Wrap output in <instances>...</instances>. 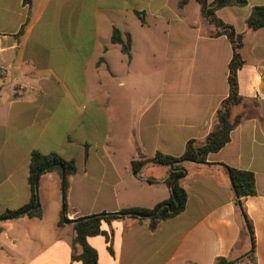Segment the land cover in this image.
Returning <instances> with one entry per match:
<instances>
[{"label": "crops", "instance_id": "1", "mask_svg": "<svg viewBox=\"0 0 264 264\" xmlns=\"http://www.w3.org/2000/svg\"><path fill=\"white\" fill-rule=\"evenodd\" d=\"M0 0V217L32 201L33 153L73 162L68 209L62 177L41 176L42 217L0 220V264H82L70 221L129 209L156 210L172 195L168 170L152 164L136 177L132 162L158 153L179 158L203 143L229 95L233 48L201 15L197 0ZM212 3L214 0H208ZM264 0L217 12L245 35L238 72L243 103L231 141L186 163L185 210L162 221L103 223L88 238L99 264H215L252 251L226 167L255 175L245 199L257 264H264V29L246 21ZM131 39L130 56L113 43ZM155 179V183L146 180Z\"/></svg>", "mask_w": 264, "mask_h": 264}, {"label": "trees", "instance_id": "2", "mask_svg": "<svg viewBox=\"0 0 264 264\" xmlns=\"http://www.w3.org/2000/svg\"><path fill=\"white\" fill-rule=\"evenodd\" d=\"M187 1L188 0H182L181 5H185ZM197 3L200 5L202 17L217 29L216 36L227 37L233 48V57L229 65L228 76L229 95L222 102L217 111L215 129L206 137L203 143L195 140L188 142L184 155L179 158L158 153L154 158L141 156L139 160H134L132 162V172L136 177H140L143 168L149 164L164 167L168 170L167 176L163 179V183L171 190L172 195L164 204L170 205L173 211H170V209L165 206L156 217L147 218L152 215L155 210L136 208L122 210L117 213L98 214L74 221L73 227L76 232V237L73 246L76 251L80 250L78 254H75L74 259L80 261L82 264H99L97 251L88 244V238L100 235L102 233L103 223L112 224L117 220L132 218L140 222H149L150 230L155 231L162 221L174 218L182 213L185 210L188 200L187 192L181 186V181L187 174L185 164L189 162L212 165L207 162L208 156L218 153L231 141V133L239 123V120H232V111L235 106L242 104L244 101L239 94L238 72L244 66L240 50L243 47L245 35L238 33L233 26L222 21L218 17L217 12L227 7H245L248 4V0H214L212 3L208 0H197ZM246 24L250 31L264 29V6L255 7L250 17L247 19ZM112 40L115 44H121L123 52L130 56V36L127 37V41H124L121 32L114 30ZM226 168L232 179L235 204L247 224V229L252 240V251L246 257L238 260L219 258L215 264H257L254 229L251 221L247 217L244 204L247 197L256 195L255 175L251 172L239 171L229 167ZM63 170L65 178L62 182V192L65 211H67V196L70 178L76 173L75 164L64 160L57 154L42 155L35 152L32 155L30 164L29 182L33 191L31 203L19 211L8 212L1 216L0 220L10 219L29 210L30 211L26 215L41 218V207L36 210H31L36 206L39 200L36 182L40 180L41 176L52 172H58L62 177ZM146 181L148 183L156 182L155 179L151 178ZM64 219L65 217L60 221V225H64Z\"/></svg>", "mask_w": 264, "mask_h": 264}, {"label": "water", "instance_id": "3", "mask_svg": "<svg viewBox=\"0 0 264 264\" xmlns=\"http://www.w3.org/2000/svg\"><path fill=\"white\" fill-rule=\"evenodd\" d=\"M64 178H65V173H64V170H63V171H62V180H64ZM230 180H231V183H232V179H231V177H230ZM38 185H39V180H37V182H36V189H37V191H38ZM165 206L168 207V208L170 209V211H173V210H171L170 205H168V204H163V205H161L160 207H158V208L153 212V214L150 215V216H148L147 218L156 217L157 214L160 212V210H161L163 207H165ZM39 207H40V203H39V200H38L36 206L33 207L31 210H36V209H38ZM29 211H30V210H29ZM29 211H26L25 213L18 214V215H16V216L12 217L11 219H15V218H18V217H20V216H22V215H26ZM63 212H65V207L63 208ZM73 222H74V221L67 220V218L64 219V223H65L66 225L73 224ZM1 232H2V230H0V233H1Z\"/></svg>", "mask_w": 264, "mask_h": 264}, {"label": "built area", "instance_id": "4", "mask_svg": "<svg viewBox=\"0 0 264 264\" xmlns=\"http://www.w3.org/2000/svg\"><path fill=\"white\" fill-rule=\"evenodd\" d=\"M7 72H8V70H7V69L0 70V75H1V74H2V75H5Z\"/></svg>", "mask_w": 264, "mask_h": 264}]
</instances>
